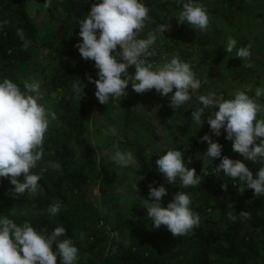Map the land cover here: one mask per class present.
<instances>
[{
  "label": "trees",
  "instance_id": "1",
  "mask_svg": "<svg viewBox=\"0 0 264 264\" xmlns=\"http://www.w3.org/2000/svg\"><path fill=\"white\" fill-rule=\"evenodd\" d=\"M29 1L0 0V22L9 21L6 27L0 28V82L8 78L24 91L23 81L31 73V77L41 84L43 100L51 102L56 119L45 134L42 160L49 166L41 175L39 183L43 190L35 195L31 214H12L10 197L14 186L1 177L0 218L7 216L18 225L27 221L37 230L46 228L47 234L56 227H65L66 235L58 240L71 238L74 241L78 248L76 264H264V196H254L251 189L239 193L240 182L216 171L220 158H205L208 145L199 140L209 134L213 141L222 145V156L245 163L243 157L232 150V142L225 139L223 129L221 136L216 137L207 127L186 143L176 142L170 149L181 151L185 166L196 170L201 184L189 187L183 186L179 178L168 184L158 172L155 161L168 150L148 153L138 140L126 137L123 143L132 152L136 167L137 189L134 193L137 202L121 210L101 189L103 209L114 211L116 218L109 223L110 230L97 226L98 216L90 213V203L88 205L84 197L93 166L85 125L99 103L94 95L95 84L88 82L86 74L95 80L98 70L94 61L81 58L74 45L81 41L79 20L90 11L91 2L99 3V0H51L48 8L44 7L45 0H32L44 8L41 31L28 15L26 5ZM143 3L149 8L147 22L156 32L158 25L163 24L159 12L167 9L169 4L159 0ZM229 18L226 17L231 23ZM17 28L23 29L31 41L29 48L21 47ZM145 31L144 28L139 38L146 37ZM159 56L161 52L153 60L157 61ZM217 63V53L203 50L196 72V78L202 82L201 89L207 88L208 83L200 73L208 67L209 78H215L213 64ZM129 72L134 74V68H129ZM74 82H80L82 88L84 85V97L80 101L72 90ZM56 163L61 165L59 171L54 168ZM150 184L153 187L163 185L167 189L168 195L160 202L162 207H166L179 191L189 195L191 209L200 216L199 227L175 238L163 225L154 228L144 207L151 202L148 201ZM221 184H227V191L221 189ZM56 201H60L62 207L53 216L48 208ZM229 203L234 214L248 211L251 218L231 221L226 215ZM112 233L119 235L113 237ZM125 240L127 247L123 245Z\"/></svg>",
  "mask_w": 264,
  "mask_h": 264
},
{
  "label": "clouds",
  "instance_id": "2",
  "mask_svg": "<svg viewBox=\"0 0 264 264\" xmlns=\"http://www.w3.org/2000/svg\"><path fill=\"white\" fill-rule=\"evenodd\" d=\"M179 3L182 4V11L176 17L178 24L186 23L201 32L209 30L210 17L203 4L194 3L193 0H179ZM50 5L51 0H45L44 7ZM148 19L149 8L142 0H101L92 4L90 11L79 20L78 35L81 41L74 47L82 59L95 62L98 79L93 80L87 74L86 78L89 83L95 84L94 95L101 105L125 98L130 82L137 94L155 89L160 96L168 99V107L173 111L191 101L192 93L200 89L201 80L196 78L189 63L178 57L155 69L148 62L147 57L155 55L154 49H150L156 42V35L153 33L147 38H139ZM8 24L9 21L5 19L0 22V28ZM169 27L158 25L156 31L165 33ZM16 36L22 42V48L30 47L31 41L26 38L23 29L17 28ZM237 43L232 36L227 37L224 50L233 52ZM235 55L247 61L251 56V45L238 48ZM244 66L252 67L250 63ZM129 68H134V74H130ZM80 82L72 85L79 101L84 97V85L82 88ZM23 88L24 91H21L18 84L8 78L0 82V177L8 179L14 186L13 195L20 196L27 192L34 196L43 190L39 181L47 169L41 168L39 174L32 170L44 155L45 134L51 121L56 119V113L39 102L43 100V95L38 80L29 78L23 81ZM251 90V85H248L246 90H237L234 98L226 100L216 99L215 93L199 95L198 106L191 112V120L201 125L206 119L212 135L216 137L221 136L223 129L225 139L232 142L233 151L244 160L261 165L254 178L242 160L222 156V145L213 141L212 136L205 134L199 138L200 142L208 145L205 158H220L216 171L240 182L239 193L251 189L254 196H264V118H260L264 117V103L260 102V98L264 97V88L257 87L254 97L247 94ZM207 108H215L216 111L205 116ZM116 132L115 128H110L105 130L104 135H116ZM115 147L111 159L120 167L130 166L134 161L132 152H122L118 145ZM155 165L168 184L175 183L177 178L185 187L201 184L196 170L185 166L184 155L179 150H168L155 161ZM54 168L59 171L61 165L56 163ZM21 176L22 181L19 179ZM227 187V184H221L222 190L227 191ZM148 188V201L151 202L144 207L154 228L159 229L163 225L175 238L199 227L200 216L191 209L189 195L179 191L166 207H162L160 202L168 195L167 189L163 185L153 187L151 184ZM61 207L62 203L56 201L49 206L48 212L54 216ZM226 215L233 222L251 218L248 211L234 214L231 203L227 205ZM66 232L65 227H56L51 234H47L44 227L37 230L27 221L18 225L4 216L0 218V264H58V258L59 264H76L78 248L74 241L71 238L58 240ZM118 235L112 233L113 237Z\"/></svg>",
  "mask_w": 264,
  "mask_h": 264
},
{
  "label": "rangeland",
  "instance_id": "3",
  "mask_svg": "<svg viewBox=\"0 0 264 264\" xmlns=\"http://www.w3.org/2000/svg\"><path fill=\"white\" fill-rule=\"evenodd\" d=\"M144 1L150 0H142ZM159 1L169 4L167 9L159 12L163 25H169V29L166 34L155 32L147 20L144 27L145 38L154 33L156 42L153 46L158 48V52H162L153 65L154 69L170 61L171 58L178 57L181 61L189 63L196 76L199 70L198 62L203 50H206L217 53L218 63L213 64L216 77L209 78L207 74L209 68L205 67L200 74L207 81V88L193 92L192 100L176 111L168 107V99L160 96L155 89L137 94L132 90L131 82L125 98L119 101L113 100L112 103L110 100L109 105L100 103L95 105L85 125L92 150L93 166L84 199L88 205L90 203V213L96 218L98 216L97 226H102L106 230H110L109 223L112 224L116 217L114 211L107 212L103 209L101 189L110 195L113 204L121 210H126L137 202L134 193L137 189L134 161L128 167L117 165L111 159L116 151L115 146L118 145L122 152H128V148L123 143L128 137L138 140L148 153L170 150L176 142L184 144L196 133L209 127L206 119L201 125L191 120V112L198 106L199 95L215 93L218 100L232 99L237 90L244 91L246 86L251 85L252 90L247 94L254 97L257 87L264 88V0H193L194 3L203 4L207 9L210 25L206 32L195 30L186 23H177L176 17L182 11L179 0ZM92 4L94 3L91 2ZM26 6L30 19L41 31L43 6L32 0L27 2ZM228 16L231 23L226 19ZM229 36L238 41L231 53L224 50ZM249 44L250 58L247 61L237 58L236 50ZM246 63H250L252 67H245ZM31 76L33 75L30 73L25 79L35 80ZM171 95L172 93L169 94ZM39 102L51 111V102L44 100ZM260 102L264 103V97L260 98ZM213 112L214 108H207L205 116ZM49 126L51 127V124ZM110 128L117 130L116 135H104L105 130ZM245 165L255 178L261 165L248 160H245ZM48 166L49 164L41 159L32 171L39 174L41 168L47 169ZM19 179L22 181L23 176ZM34 198L35 195L27 192L20 196L11 195L12 214H31ZM123 245L127 247L128 241H123Z\"/></svg>",
  "mask_w": 264,
  "mask_h": 264
},
{
  "label": "built area",
  "instance_id": "4",
  "mask_svg": "<svg viewBox=\"0 0 264 264\" xmlns=\"http://www.w3.org/2000/svg\"><path fill=\"white\" fill-rule=\"evenodd\" d=\"M153 49L155 51V55L147 57V60H148L149 63H152L153 65H155V61L153 59L156 57L157 53H159V52H158V48H155L154 46H152V49H150V51L153 50ZM161 54H162V52H161Z\"/></svg>",
  "mask_w": 264,
  "mask_h": 264
}]
</instances>
